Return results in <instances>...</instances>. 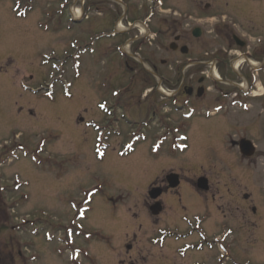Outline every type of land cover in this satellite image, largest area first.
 Masks as SVG:
<instances>
[{
  "label": "rangeland",
  "instance_id": "obj_1",
  "mask_svg": "<svg viewBox=\"0 0 264 264\" xmlns=\"http://www.w3.org/2000/svg\"><path fill=\"white\" fill-rule=\"evenodd\" d=\"M60 1L0 0V187L15 189L0 194V198L6 199L5 208L11 209L9 217H12L4 227L0 223V262L10 263L15 256L17 264H118L127 255H120L122 251L114 249L118 244L117 229L106 216L121 219L127 215L131 221L130 215L138 213L137 200L134 185L126 184L125 180L143 168L159 170L160 162L150 157L140 143L127 156H121L123 151L119 150L108 151L100 162L94 159L90 148L94 147L95 135L90 125L103 126L108 116L109 103L103 99L102 91L105 87L123 88L115 77L119 73L115 71L120 70L115 64L119 61L116 52L107 54L106 39L95 41L100 32L108 31L106 28L112 21L107 18V11L113 9L101 0H79L69 6L67 13L81 24L67 30L63 26L67 17L62 13ZM124 1L129 2L125 3L129 8L138 4L148 7L147 0ZM151 2L161 6L157 0ZM169 2L173 9L164 15L161 8L159 17L179 21L176 26L189 32L188 42L193 48L207 40L222 45L225 36L220 32L221 19L237 30L238 37L243 34L256 45L260 38L264 40V0ZM190 6L193 13L185 17ZM83 8L82 18L72 14L73 9L81 12ZM99 24L104 30L99 29ZM198 26L203 34L196 40L191 37V31ZM164 44L163 40L161 46ZM188 48L192 54L191 46ZM166 57V53L161 56ZM121 76L126 85L135 84L130 72H122ZM242 120L245 121L243 117ZM122 131L127 133L124 128ZM256 142L259 148L264 147V143ZM189 143L190 149L184 157L196 156L204 149L203 141L190 137ZM14 144L29 149L32 157L26 159L23 154L17 155L20 160H10L6 150ZM212 145L208 150L218 155L221 142ZM59 174H62L60 178ZM247 187H253V182ZM241 190L250 192L244 187ZM256 193L254 189L253 194ZM127 196L131 198L126 199ZM87 199L93 208L89 214L83 211L88 206ZM260 203L256 201L258 206ZM262 206L258 211L262 215L260 228L253 232L254 236L238 220L231 223L227 215L229 225L237 224V236L229 238L233 247L232 264H264V202ZM240 208H245L250 216L248 203L237 204V209ZM1 211L4 210L0 204ZM84 215L87 219L79 220ZM90 233H99L108 243L93 240L95 243L87 247L78 238ZM36 234L41 235L36 239ZM206 235L213 239L210 232ZM42 238L46 239L44 244ZM78 251L88 259L79 256L83 255L81 252L75 256ZM211 259L206 252L196 262L212 264Z\"/></svg>",
  "mask_w": 264,
  "mask_h": 264
},
{
  "label": "flooded vegetation",
  "instance_id": "obj_2",
  "mask_svg": "<svg viewBox=\"0 0 264 264\" xmlns=\"http://www.w3.org/2000/svg\"><path fill=\"white\" fill-rule=\"evenodd\" d=\"M103 2L113 9L107 11L112 22L106 34L100 32L96 39L107 40V54L116 52L119 61L115 64L121 61L136 81L123 88L103 89L108 116L94 134L112 151L124 141L136 140L160 162L159 170L143 168L125 180L134 185L137 195L139 212L133 219L106 216L120 235L114 249L127 255L119 264H201L196 261L206 252L212 256V264H226L218 253L224 244L220 237L227 232L232 238L237 236V224L229 225L227 215L231 223L237 221V213L242 221L246 219V210L237 209L240 199L235 192V175L241 173L237 141L252 136L264 140V41L248 46L246 40L243 53L237 55L233 40L237 30L223 24L222 45L207 40L211 46L202 43L193 48L189 32L176 26L179 21L159 17L155 8L144 10L137 5L127 6V19L132 22H122L124 30L116 31L114 19L121 13L118 2L123 1ZM164 8L166 15L169 7ZM135 13L140 24L146 22L144 30L131 26L136 22ZM192 13L190 6L185 17ZM187 45L192 54L188 48V54L182 56L180 49ZM126 46L127 52L123 51ZM163 53L167 55L164 59ZM238 56H243L242 67L241 62L237 64ZM250 60L255 64L249 65ZM260 88L262 93L255 94ZM190 137L205 144L199 154L189 158L184 153L190 149ZM214 142L222 145L218 155L208 150ZM201 178L207 180L206 189L199 185ZM255 203L253 199L250 223L254 231L260 228L258 211L263 207ZM0 264L17 263L12 258L10 263Z\"/></svg>",
  "mask_w": 264,
  "mask_h": 264
},
{
  "label": "water",
  "instance_id": "obj_3",
  "mask_svg": "<svg viewBox=\"0 0 264 264\" xmlns=\"http://www.w3.org/2000/svg\"><path fill=\"white\" fill-rule=\"evenodd\" d=\"M199 31L198 30H196L195 32H194V36L195 37H199ZM184 53H186V51H184ZM243 143H244V145H243ZM250 143L249 142H242V144H241V146L242 147H244V153L246 154V156H251L252 155V151H253V149H251V147H250ZM249 149H251L250 151H248ZM200 186L201 187H203L204 189H206V187H205V180H200Z\"/></svg>",
  "mask_w": 264,
  "mask_h": 264
},
{
  "label": "bare ground",
  "instance_id": "obj_4",
  "mask_svg": "<svg viewBox=\"0 0 264 264\" xmlns=\"http://www.w3.org/2000/svg\"><path fill=\"white\" fill-rule=\"evenodd\" d=\"M72 14L75 16V17H78L80 16V12H77L76 10L72 11Z\"/></svg>",
  "mask_w": 264,
  "mask_h": 264
}]
</instances>
